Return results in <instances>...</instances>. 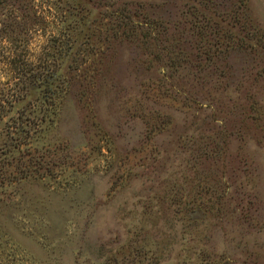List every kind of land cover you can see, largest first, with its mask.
I'll list each match as a JSON object with an SVG mask.
<instances>
[{"label":"rangeland","instance_id":"rangeland-1","mask_svg":"<svg viewBox=\"0 0 264 264\" xmlns=\"http://www.w3.org/2000/svg\"><path fill=\"white\" fill-rule=\"evenodd\" d=\"M18 4L0 150L37 173L0 185V264H264V0ZM123 6L160 35L120 28ZM28 59L59 71L53 107L11 82Z\"/></svg>","mask_w":264,"mask_h":264},{"label":"trees","instance_id":"trees-1","mask_svg":"<svg viewBox=\"0 0 264 264\" xmlns=\"http://www.w3.org/2000/svg\"><path fill=\"white\" fill-rule=\"evenodd\" d=\"M15 2H17V0H14ZM22 1L25 0H19V4L17 5V9L18 11L21 13V11H23V13L27 10L26 5L25 4H21ZM113 4L112 6H105V8L110 7V9H108V11H110L111 9H113L114 5H116V1H121V0H112ZM199 3L202 2V0H197ZM204 1V0H203ZM8 2V0H0V7H3L6 3ZM17 4V3H16ZM205 5V4H204ZM10 6H12V4H10ZM118 12L117 10L113 11L112 13H110L109 15L113 16L114 18H116L117 20V25L122 28L123 30H131L132 29L134 31H136V27L137 30H143V33H145V35L152 37L154 35V33L158 34V36L160 35V33L158 32V27L159 29H161L160 27H163L161 24L158 26L155 25V21H148L147 18L142 17L143 20H136V16L135 13H133V15L130 14H125L126 11L128 10L126 7H119L118 8ZM244 15V14H243ZM196 21H192V28L194 30L199 31V33H208L209 30H211V24H212V20L208 17V16H195ZM5 25V24H4ZM20 28V24L18 23V16H14L12 18V22L9 23L7 25V28L5 27L3 30L1 29L0 31V41L1 39L5 40L7 36V33L9 34L10 32L13 31H18V29ZM201 30V32H200ZM133 32V31H132ZM152 35V36H150ZM8 49H12L11 47ZM159 53H157L159 55V58L162 57V55H164V52L166 50L158 48ZM8 50V52H9ZM169 59L171 60L172 58L169 57ZM13 62L15 64H17L16 61L13 60ZM29 62V59H28ZM11 63V64H14ZM22 64H25V66H29V69H21V67H18L17 69L18 71V75L21 74V76L19 78L15 77L13 79H11V82H20L21 84H23V86L25 87V89H34L36 91H38L40 93V97L42 99V101H45V103H48L50 106H54L53 103V97L56 96V91L61 88V80L59 78V71L57 73H55L53 70V67L55 68L56 66H50L48 64H38L34 63L32 61H30L29 63L27 62H22ZM20 64V65H22ZM27 64V65H26ZM170 64H167V66H169ZM19 66V65H18ZM172 66V65H171ZM162 74L165 75L166 74V68L162 69ZM1 83V82H0ZM8 84H10L8 82ZM28 84V86L26 85ZM19 83H17L15 86H18ZM10 90V88H9ZM2 92H0V124L2 122H4L5 118H7L8 114L12 112L14 106L16 103H18L20 100L24 99L25 96H23L22 94H20V92H17V94L12 93V94H5L4 89H1ZM48 105V107H49ZM41 115L42 118L40 119V121L45 122L46 118L52 114L55 115V113H53V110H49L46 109V112L43 111V109L41 108ZM44 112V113H43ZM49 112V114H48ZM36 112H34L35 114ZM43 113V114H42ZM19 117H17V119L14 118L13 123L15 122V124H17V127H20L24 124H26V126L28 125V122L30 121L29 119H26V121H24V113H18ZM12 118V117H10ZM48 120L51 121L50 118H48ZM8 125V123H6V126ZM24 126V127H26ZM11 126H8V130H13L11 129ZM16 131H21L24 132V128H15ZM10 132V131H9ZM14 148V147H13ZM0 185L5 183V181H9V182H14L18 179H22L25 177H30L33 174L37 173L34 172V166L31 165H24L21 164L22 169L17 166L16 168H13L15 170L14 172H10L9 167L13 166L14 160L12 161H8L7 160V154H4V151L1 149L0 150ZM14 157V156H12ZM8 161V162H7ZM20 162V160H19ZM19 164V163H18ZM17 164V165H18ZM37 171V170H36Z\"/></svg>","mask_w":264,"mask_h":264}]
</instances>
